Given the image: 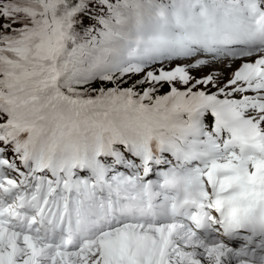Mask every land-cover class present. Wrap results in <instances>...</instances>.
<instances>
[{
	"label": "snow or ice",
	"instance_id": "6c2138e0",
	"mask_svg": "<svg viewBox=\"0 0 264 264\" xmlns=\"http://www.w3.org/2000/svg\"><path fill=\"white\" fill-rule=\"evenodd\" d=\"M0 18V264H264V0Z\"/></svg>",
	"mask_w": 264,
	"mask_h": 264
},
{
	"label": "rangeland",
	"instance_id": "374dc122",
	"mask_svg": "<svg viewBox=\"0 0 264 264\" xmlns=\"http://www.w3.org/2000/svg\"><path fill=\"white\" fill-rule=\"evenodd\" d=\"M165 2H166V0H165ZM86 17L85 16H82L81 17V19L83 20V23H84V21H86V19H85ZM95 24V21L94 20H89L88 21V27H90V26H92V25H94ZM227 69L225 68L224 69V71H226ZM209 71V69H205L203 72H194L193 74H196L197 76H201V75H204L205 73H207ZM139 77H134V79H138ZM125 86H127V85H125ZM164 90H168V86L167 85H165L163 88H162V91L163 92H161V93H159V94H161V95H163L164 93H166L167 91H164ZM208 122V121H207ZM9 155H10V153H9ZM152 178H154V177H152Z\"/></svg>",
	"mask_w": 264,
	"mask_h": 264
},
{
	"label": "trees",
	"instance_id": "16d2710c",
	"mask_svg": "<svg viewBox=\"0 0 264 264\" xmlns=\"http://www.w3.org/2000/svg\"><path fill=\"white\" fill-rule=\"evenodd\" d=\"M16 27H18V26H16ZM85 28H87V27H83V26H79V27H76V31L78 32V33H80L81 34V36H83L84 35V29ZM71 47V46H70ZM95 87H99L100 85H99V83H97L96 85H94ZM108 87H111V85H107Z\"/></svg>",
	"mask_w": 264,
	"mask_h": 264
},
{
	"label": "bare ground",
	"instance_id": "6f19581e",
	"mask_svg": "<svg viewBox=\"0 0 264 264\" xmlns=\"http://www.w3.org/2000/svg\"><path fill=\"white\" fill-rule=\"evenodd\" d=\"M218 68L222 69L224 71L225 67L218 66ZM162 90V89H161ZM165 91V90H164Z\"/></svg>",
	"mask_w": 264,
	"mask_h": 264
}]
</instances>
